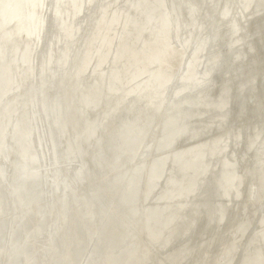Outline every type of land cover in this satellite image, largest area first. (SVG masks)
Here are the masks:
<instances>
[{"label":"bare ground","instance_id":"6f19581e","mask_svg":"<svg viewBox=\"0 0 264 264\" xmlns=\"http://www.w3.org/2000/svg\"><path fill=\"white\" fill-rule=\"evenodd\" d=\"M262 11L0 0V264H264Z\"/></svg>","mask_w":264,"mask_h":264},{"label":"water","instance_id":"95a60500","mask_svg":"<svg viewBox=\"0 0 264 264\" xmlns=\"http://www.w3.org/2000/svg\"><path fill=\"white\" fill-rule=\"evenodd\" d=\"M263 17H264V12L262 11L257 16L254 15L250 20H248L246 22L247 23L246 26H245L246 27V31H245L244 35H242V36L244 37V39L249 41L250 44H254V46L256 45V42H257V40L259 38L257 35L260 34V32L262 31V29L261 28H257L255 26V24H257L261 20V18H263ZM259 29H261V30H259ZM257 49L259 50V45L256 46V51H257ZM245 54H247V51L245 52ZM252 57H254V54H252ZM259 57H261V56H259V52L258 53L256 52V55H255L254 59H256V61H258ZM258 70H259V68L257 67L256 68V75H255V76H257V87H256L257 89H256V91H258V86H259ZM253 87H254V85L250 88V91L253 89ZM256 91H254V93ZM235 95H236V93L234 92L232 94V97L234 98ZM240 106L242 107V99H238V98L235 99L234 98V101H232V103L230 105V108H228V111H227V113H228V115H227L228 119L226 121L227 125L231 124L233 126L234 120L236 119L235 116L237 114V109L240 108ZM238 154H240V153H238ZM30 184H31V182L29 183V185ZM43 193H44L43 194L44 197L49 196L45 190L43 191ZM4 195L9 198V196H7L6 193H4ZM68 198L69 197H67L66 200L69 202Z\"/></svg>","mask_w":264,"mask_h":264},{"label":"rangeland","instance_id":"374dc122","mask_svg":"<svg viewBox=\"0 0 264 264\" xmlns=\"http://www.w3.org/2000/svg\"><path fill=\"white\" fill-rule=\"evenodd\" d=\"M147 173H149V172H147Z\"/></svg>","mask_w":264,"mask_h":264}]
</instances>
